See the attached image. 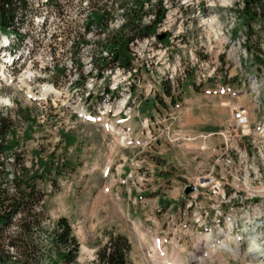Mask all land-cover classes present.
<instances>
[{
    "label": "rangeland",
    "instance_id": "374dc122",
    "mask_svg": "<svg viewBox=\"0 0 264 264\" xmlns=\"http://www.w3.org/2000/svg\"><path fill=\"white\" fill-rule=\"evenodd\" d=\"M85 1L89 8L84 9ZM112 1L57 0L50 32L57 37L55 45L45 33L37 55L43 65L52 57L57 70L48 72L47 66L40 82L25 85L5 83L6 65L0 73V110L26 109L38 120L22 147L28 166L50 158L70 164L57 187L50 177L39 184L48 220H70L80 245L76 264H93L98 250L118 235L131 243L133 264H151L142 255L135 223L150 248L152 238L163 242V251L184 247L188 264H264L259 254L264 253V134L258 128L264 123V66L247 51L244 29L234 36L240 24L234 10L243 0H165L167 17L159 29L169 41L134 44L138 71L130 80L118 66L100 64L104 32L96 27L83 32L93 9L107 11L115 26L120 23V7ZM83 39L80 49L69 48L71 41ZM260 43L264 50V40ZM92 56L93 75L86 63ZM115 84L120 85L116 96L132 92L136 100L133 139L126 129L117 136L75 113L88 104L96 108L104 88ZM164 87L171 89L174 102ZM239 111L248 122H239ZM21 125L20 140L28 128L26 122ZM122 136L128 137L125 143ZM189 186L196 191L187 195ZM102 194L109 198L101 199ZM114 204L123 208V216L111 210ZM205 234L211 238L202 239ZM196 238L203 249L208 245L216 252L207 256L197 250Z\"/></svg>",
    "mask_w": 264,
    "mask_h": 264
},
{
    "label": "trees",
    "instance_id": "16d2710c",
    "mask_svg": "<svg viewBox=\"0 0 264 264\" xmlns=\"http://www.w3.org/2000/svg\"><path fill=\"white\" fill-rule=\"evenodd\" d=\"M146 1L151 0L113 1L114 7L123 9L127 23L101 44L112 53L110 60L101 59V65L107 67L113 62L129 67L133 59L130 44L157 35L158 26L167 17V8L164 0H158L150 10H145ZM32 13L30 0H0V24L5 31L16 34ZM234 13L240 20L234 36L244 29L247 51L259 67L264 66L260 43L264 40V0H243ZM147 14L155 18L144 24ZM92 15L90 24L103 25L109 18L105 10L100 13L99 9H94ZM168 41L169 35L163 42ZM164 91L174 102L171 89L164 87ZM34 120L37 121L36 117L26 109H18L16 114L0 110V264H76L80 245L70 220L64 216L48 220L46 194L39 185L50 177L57 187L70 164L65 158L59 163L50 158L45 162L39 159L28 166L22 147L29 139ZM21 122L28 125L22 140L19 136ZM131 249L124 235L111 237L98 250L93 264H133L129 258Z\"/></svg>",
    "mask_w": 264,
    "mask_h": 264
},
{
    "label": "bare ground",
    "instance_id": "6f19581e",
    "mask_svg": "<svg viewBox=\"0 0 264 264\" xmlns=\"http://www.w3.org/2000/svg\"><path fill=\"white\" fill-rule=\"evenodd\" d=\"M56 1L57 0H30V4H32V8H33V13L28 17V21L26 23H23L20 26L19 31L16 33V35L4 34L2 32V28L0 26V63H1L0 64V73L4 72L3 68L5 67V65L8 67V69H7L8 74L6 75V77L4 76V74H1L2 76H4V78L6 80L5 83L12 82V81H14V82L16 81L15 83L19 82L20 84H24L27 82L38 83L41 81L42 72H44L42 69H47L46 68L47 66L49 67V70L47 69L48 72H53L56 69L55 66L57 64H54V62H53L54 59L52 57L49 59L50 62L47 65L41 64L42 63L41 59H40V61H41V63H40V61L38 60L39 56L37 57L38 52L40 50L39 49L40 43H41L40 41H41V38L43 37V35L45 34V31H46V34H48L49 39L52 41V43H53V41L55 42V40H56L55 34H50L51 26L54 25V21L56 20L55 19L56 18L55 13H53V11H52V8L54 7V4ZM154 3L157 4L158 0L146 1L145 6H144L145 10H149V6H154L155 5ZM81 4L83 5L84 3L81 2ZM35 5H36V7H35ZM88 5H89L88 1H85V8L84 9H86V6L88 7ZM119 10L122 13V15H121L122 19H121L120 23H118L115 26L114 23L112 24V21H114V20H112V21L108 20L106 22V24L104 25V30H101L104 33H103V36H102L103 38H102L101 42L98 43V48L100 49V52H99V59L100 60L102 58H105V60L106 59L110 60L112 58V53L106 47H104V45L101 46V44L106 40V38L111 33H114L116 30L120 29L124 24L127 23V17L124 15L123 9L119 8ZM93 11H94V9H93ZM93 11H92V13H93ZM92 13L91 14L88 13L85 16L86 20L84 21L83 32H86V31L89 32L90 30L94 29V27H96L97 30L98 29L100 30V25L98 23L90 24V20H89L90 18L89 17L92 15ZM92 17H93V15H92ZM154 18H155V16H150V14H147L144 18V22L148 21V23H151ZM84 41H85L84 39L78 41V43L71 41V45L69 48H72V44H75V48H77V50H78L79 46H83L86 43ZM53 45H55V44L53 43ZM72 50H73V48H72ZM71 56L73 58L74 55L72 54ZM69 61H70V63H74V62H72L73 59H70ZM86 63L90 64V66H91L90 67L91 68L90 74L93 75L95 71L92 74V71H93L92 66L94 64H96L95 56L90 57L88 62H86ZM111 64H113V62ZM113 65H116L114 67L118 66V70H121V65L119 63L113 64ZM114 67H113V69H114ZM137 71L138 70H136V72ZM48 72L46 74H49ZM119 86H120L119 84H115V87L112 88V86H111L108 89V91L103 92L104 94H103V98H102V103L99 104L98 106H96V108H95V106L92 107L88 104V106L82 107L81 109H79L75 113H77L78 117L82 118L83 121H88L89 119L92 118V116L94 114H97L101 117H104V116L109 117V115H111L113 117L114 116H120V117H124L126 119L131 118L133 111H134L133 105L136 102V100H135L134 96L132 95V92L128 95L121 93L120 96H116L115 94L119 93L118 92L119 91L118 89L120 88ZM48 87H46V89ZM106 87H108V86H106ZM52 89H54V88L49 87V90H52ZM90 94L91 93L87 94V96H86L87 99L90 96ZM34 100H39V99L35 96ZM119 124H121L123 126L124 123L119 122ZM119 124L118 125H116V124L110 125V131L112 133L117 134V136L121 135L123 130H124L122 127H120L121 125H119ZM258 128L259 129L261 128L260 129L262 131L261 133L264 134V123L260 124L258 126ZM127 139H128V137L122 136L120 138V142L125 143L127 141ZM108 198L109 197L107 194L106 195L102 194V196H101V199H103V200H106ZM111 210L115 214H117L118 216H123L122 214H125L123 211V208L121 206H119L118 204H114V206L111 208ZM132 227L134 228V233H136V234L138 233V241H139L141 248H142V251H143V254H142L143 257L146 258L148 261H150L151 264H188V260L185 257L186 251H185L184 247L180 248L179 245L174 246L175 250L172 253L169 251H166V250L163 251V248H164L163 242H161V240H159V238H152L155 246H153V248H150L151 246H149L150 245L149 238L147 237V235L145 233L142 232L140 225L135 223V224H132ZM228 227H230V225ZM80 229H81L80 232L83 233L84 229L82 227ZM222 236L228 238L227 234H225V231L222 232ZM205 238L210 239L211 235L205 234L204 238H202V239H205ZM228 239L231 240L232 237H229ZM254 239H253V241H254L253 243L257 244V242ZM232 240H234V238ZM195 241H196V245H195L196 249L199 251L201 249H203L201 247L202 242L200 241V238H196ZM224 243H223L224 246H226L227 248H230L229 244L227 245ZM230 249L232 250V252L235 255L239 253L238 249H234V248L233 249L230 248ZM84 250H86L85 247H84ZM214 251L216 252L215 249H213V251H212L208 245H206L205 249H203V252H205V254L207 256L211 255ZM259 254H261L262 257L264 256L263 252H260ZM197 256H199V255H197ZM201 257H204V254L203 255L201 254Z\"/></svg>",
    "mask_w": 264,
    "mask_h": 264
},
{
    "label": "built area",
    "instance_id": "2783aa9c",
    "mask_svg": "<svg viewBox=\"0 0 264 264\" xmlns=\"http://www.w3.org/2000/svg\"><path fill=\"white\" fill-rule=\"evenodd\" d=\"M152 7L153 6H149V10ZM150 16H153V15L150 14ZM108 19H110V17ZM104 23H106V22H104ZM104 23H103V25L102 24L100 25V31L104 30ZM146 23H148V21L144 22V24H146ZM161 25H162V23L157 28V34L158 35L162 34L161 33L162 32L161 29H159V27ZM45 33H46V31H45ZM156 39H157V35H152V36L147 37V38H145L143 40H135L134 42H132L130 44L132 52H133V47L132 46L134 44H138L139 42H143L144 44H147L150 40H154L155 41ZM72 48H73V50H77V48H75V44H72ZM132 54H133L132 64L129 67H124V66L121 65V71H122V73H127V75H125L124 77H127L128 80H130V78H132L133 74L136 73V70H138V67L136 66V62H134V53H132ZM236 118L239 120V122H248V119L242 118V111H239V113L237 114ZM201 136L206 138V136H203V135H201ZM219 190H220V188H216L215 189V193H218Z\"/></svg>",
    "mask_w": 264,
    "mask_h": 264
},
{
    "label": "water",
    "instance_id": "95a60500",
    "mask_svg": "<svg viewBox=\"0 0 264 264\" xmlns=\"http://www.w3.org/2000/svg\"><path fill=\"white\" fill-rule=\"evenodd\" d=\"M165 37V34H162V36L159 37L160 40H162ZM196 191V187L195 186H189L185 189V194H190L192 192Z\"/></svg>",
    "mask_w": 264,
    "mask_h": 264
},
{
    "label": "crops",
    "instance_id": "0c3cea01",
    "mask_svg": "<svg viewBox=\"0 0 264 264\" xmlns=\"http://www.w3.org/2000/svg\"><path fill=\"white\" fill-rule=\"evenodd\" d=\"M142 106H143V105H142ZM142 106H141V107H142ZM144 108H145V107H142L141 110H142V109L144 110ZM130 122H131V123H129V125H130V129H131V131H132L131 134H133V131H134V127H133V125H132L133 122H132V121H130ZM104 131H105V130H104ZM142 131H143V129H142Z\"/></svg>",
    "mask_w": 264,
    "mask_h": 264
}]
</instances>
